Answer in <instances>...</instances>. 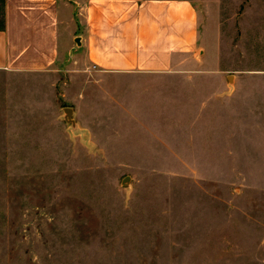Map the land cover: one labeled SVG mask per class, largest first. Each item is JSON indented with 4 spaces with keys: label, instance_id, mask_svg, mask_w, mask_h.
I'll list each match as a JSON object with an SVG mask.
<instances>
[{
    "label": "rangeland",
    "instance_id": "rangeland-1",
    "mask_svg": "<svg viewBox=\"0 0 264 264\" xmlns=\"http://www.w3.org/2000/svg\"><path fill=\"white\" fill-rule=\"evenodd\" d=\"M192 1L180 68L0 70V264H264V0Z\"/></svg>",
    "mask_w": 264,
    "mask_h": 264
},
{
    "label": "crops",
    "instance_id": "crops-1",
    "mask_svg": "<svg viewBox=\"0 0 264 264\" xmlns=\"http://www.w3.org/2000/svg\"><path fill=\"white\" fill-rule=\"evenodd\" d=\"M0 70L42 72L65 63L159 74L199 46L192 0H5ZM80 39L81 44L77 43Z\"/></svg>",
    "mask_w": 264,
    "mask_h": 264
},
{
    "label": "water",
    "instance_id": "water-1",
    "mask_svg": "<svg viewBox=\"0 0 264 264\" xmlns=\"http://www.w3.org/2000/svg\"><path fill=\"white\" fill-rule=\"evenodd\" d=\"M77 43L80 45V39L76 40ZM65 112H66V118L69 122H71L72 125L76 124V121L73 119V114H74V110L71 107H67L65 108ZM131 181V176H125V178L123 179L122 183L123 185H128Z\"/></svg>",
    "mask_w": 264,
    "mask_h": 264
},
{
    "label": "trees",
    "instance_id": "trees-1",
    "mask_svg": "<svg viewBox=\"0 0 264 264\" xmlns=\"http://www.w3.org/2000/svg\"><path fill=\"white\" fill-rule=\"evenodd\" d=\"M5 28V0H0V30H4Z\"/></svg>",
    "mask_w": 264,
    "mask_h": 264
}]
</instances>
